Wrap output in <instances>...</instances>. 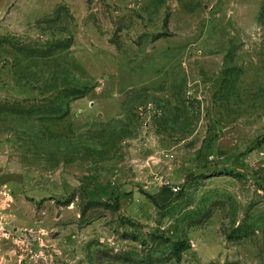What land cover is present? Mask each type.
Returning a JSON list of instances; mask_svg holds the SVG:
<instances>
[{"label": "rangeland", "instance_id": "1", "mask_svg": "<svg viewBox=\"0 0 264 264\" xmlns=\"http://www.w3.org/2000/svg\"><path fill=\"white\" fill-rule=\"evenodd\" d=\"M263 140L264 0H0V264H264Z\"/></svg>", "mask_w": 264, "mask_h": 264}, {"label": "trees", "instance_id": "2", "mask_svg": "<svg viewBox=\"0 0 264 264\" xmlns=\"http://www.w3.org/2000/svg\"><path fill=\"white\" fill-rule=\"evenodd\" d=\"M86 95H87V91L80 90L77 92V96H75L76 97L75 99H82V98L86 97ZM68 111H67V113H68ZM263 142H264V140H263ZM230 175L233 176L234 178H242V174L230 173ZM156 206L159 207V204L157 202H156ZM104 207L108 210L114 209L116 211H118L120 208L118 200H116V202L114 204L106 203V204H104ZM189 249H190V244H188L186 242L174 243V253H175L177 262H181L182 253L184 251L189 250Z\"/></svg>", "mask_w": 264, "mask_h": 264}, {"label": "built area", "instance_id": "3", "mask_svg": "<svg viewBox=\"0 0 264 264\" xmlns=\"http://www.w3.org/2000/svg\"><path fill=\"white\" fill-rule=\"evenodd\" d=\"M173 192H174V193H178V188H174V189H173Z\"/></svg>", "mask_w": 264, "mask_h": 264}]
</instances>
